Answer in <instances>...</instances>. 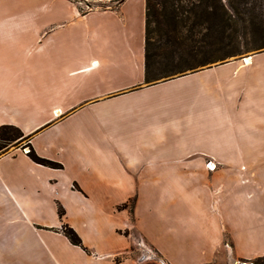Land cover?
Returning <instances> with one entry per match:
<instances>
[{"label":"crops","instance_id":"crops-1","mask_svg":"<svg viewBox=\"0 0 264 264\" xmlns=\"http://www.w3.org/2000/svg\"><path fill=\"white\" fill-rule=\"evenodd\" d=\"M16 10L18 18L0 19V42L38 44L39 33L8 31L21 20ZM146 11L145 0H124L79 16H93L97 37L77 70H68L63 31L45 36L43 77L36 67L22 76L2 68L0 127L18 128L29 144L26 153L20 141L0 154V264H230L264 256V50L245 56L246 65L229 60L147 83ZM101 35L135 66L116 75L105 69L115 56ZM68 75H82L78 87L69 88ZM31 149L61 168L33 162Z\"/></svg>","mask_w":264,"mask_h":264},{"label":"rangeland","instance_id":"rangeland-1","mask_svg":"<svg viewBox=\"0 0 264 264\" xmlns=\"http://www.w3.org/2000/svg\"><path fill=\"white\" fill-rule=\"evenodd\" d=\"M123 1L0 0V19L18 18L17 7L23 9L21 14L19 13L21 20L8 23L7 29L10 33L16 35L20 30L24 34L39 33L42 39L38 44L32 39L23 41L14 37L10 42H0V74L2 68L5 71L19 68L22 76L23 72L26 73L36 67L35 76L43 77L40 70L44 67L41 62L45 36L62 31L64 41H59L64 48L67 45L63 56H67L68 70L84 67L83 53L93 47L92 42L97 34L93 29L95 25L92 23L93 16L89 20L81 19L95 10H112L114 5H119ZM145 2L147 83L174 76L183 77L184 74L191 75L200 68L208 69L211 66V69L215 64L229 60L238 59L246 65L247 59L250 58L245 59V56L264 50V0H145ZM28 14L31 17H28ZM82 15L84 17L79 19ZM61 23L64 25L57 29L56 25ZM33 28L34 30H29ZM0 30L3 31L2 28ZM100 39L105 41L104 48L116 57L105 69L111 68L110 71H114L116 75L117 71L128 72L130 66H135L136 61L126 56L118 58V53H114L109 47L106 37L102 38L101 35ZM134 43L135 41L132 44V52ZM3 50L5 51L1 57ZM73 57L76 59L75 62ZM98 65H101L97 70L100 77L106 72L101 62ZM14 72L12 75L17 78V71ZM8 74L10 73L4 75ZM94 74L92 77H98L96 72ZM32 76L25 75V81ZM81 76L75 78L68 75L70 89L79 86ZM27 139L21 140V144H25L23 150L25 153L28 151ZM65 227L68 225L62 227V232ZM230 264L241 262L237 260Z\"/></svg>","mask_w":264,"mask_h":264},{"label":"trees","instance_id":"trees-1","mask_svg":"<svg viewBox=\"0 0 264 264\" xmlns=\"http://www.w3.org/2000/svg\"><path fill=\"white\" fill-rule=\"evenodd\" d=\"M147 62H148V58H147V50H146V53H145L146 72L145 74H146V79L148 80V76H147L148 74L147 64L148 63ZM22 139H25V138H23V134L18 128L13 127V126H7V125L1 126L0 127V154L4 153L8 149V147H10L11 144L15 145L16 143L20 142ZM28 156L33 162L40 164L42 166L53 168V169L61 168L59 164L39 158L38 156L35 155L32 149L29 151ZM63 233L72 244L76 246H81L80 238L71 228L65 227L63 230ZM240 262L241 264H264V256L257 257L252 260H240Z\"/></svg>","mask_w":264,"mask_h":264},{"label":"built area","instance_id":"built-area-1","mask_svg":"<svg viewBox=\"0 0 264 264\" xmlns=\"http://www.w3.org/2000/svg\"><path fill=\"white\" fill-rule=\"evenodd\" d=\"M207 168H209V169L211 168V170H212V169H214V166L211 165V163H208V164H207Z\"/></svg>","mask_w":264,"mask_h":264},{"label":"bare ground","instance_id":"bare-ground-1","mask_svg":"<svg viewBox=\"0 0 264 264\" xmlns=\"http://www.w3.org/2000/svg\"><path fill=\"white\" fill-rule=\"evenodd\" d=\"M250 61V59H247V61L246 62H249Z\"/></svg>","mask_w":264,"mask_h":264}]
</instances>
